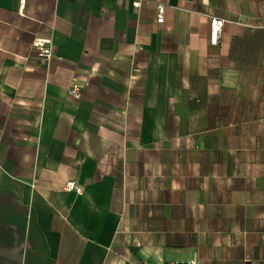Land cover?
I'll list each match as a JSON object with an SVG mask.
<instances>
[{
	"label": "crops",
	"instance_id": "0c3cea01",
	"mask_svg": "<svg viewBox=\"0 0 264 264\" xmlns=\"http://www.w3.org/2000/svg\"><path fill=\"white\" fill-rule=\"evenodd\" d=\"M132 1L0 0V264H264V0Z\"/></svg>",
	"mask_w": 264,
	"mask_h": 264
},
{
	"label": "built area",
	"instance_id": "2783aa9c",
	"mask_svg": "<svg viewBox=\"0 0 264 264\" xmlns=\"http://www.w3.org/2000/svg\"><path fill=\"white\" fill-rule=\"evenodd\" d=\"M141 0H133V6H139ZM157 14L156 21L162 22L164 19V4H157L156 6ZM223 20L220 18L212 17L209 22V40L210 43L215 45L219 42V37L222 31ZM52 40L50 37H35L32 42V47L37 51L40 56L48 59L52 54ZM85 82H80L78 80H72L67 88V94L74 98L79 99L81 95V90L84 88ZM65 187L68 190H74L76 192H81L83 186L74 180H68L65 182ZM166 264H197L195 258H192L186 262H167Z\"/></svg>",
	"mask_w": 264,
	"mask_h": 264
}]
</instances>
